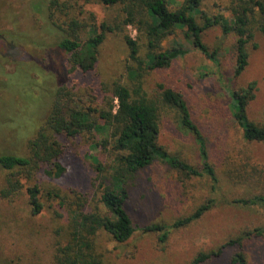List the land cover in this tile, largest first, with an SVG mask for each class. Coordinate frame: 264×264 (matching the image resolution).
I'll list each match as a JSON object with an SVG mask.
<instances>
[{
  "label": "rangeland",
  "instance_id": "obj_1",
  "mask_svg": "<svg viewBox=\"0 0 264 264\" xmlns=\"http://www.w3.org/2000/svg\"><path fill=\"white\" fill-rule=\"evenodd\" d=\"M0 0V156L29 154L33 139L51 109L56 90L67 85L78 92L81 104L99 106L103 95L92 92L101 82L111 84L120 79L133 88L128 77L129 58L125 34L140 43V55L148 54L147 38L135 24L120 30L107 31L99 47L95 72L86 74L67 71V54L60 42L69 36L70 24L77 20L85 24L80 38L100 33L102 24L116 26L126 15L124 4L105 5L101 0ZM172 10L183 0H167ZM232 0H203L208 14L231 16ZM204 43L219 50L221 80L216 65L196 50L179 58L171 67L147 70L141 78L144 91L156 98L158 85L166 83L184 94L194 119L208 141L211 162L218 176L213 183L207 176H187L156 160L129 180L126 209L137 226L133 236L124 243L116 242L105 230L94 237V251L101 264H190L200 253L226 246L245 231L264 227V206H243L234 203L255 193H264V147L244 144L241 131L229 112L226 84L232 87L257 83L256 97L248 107L249 117L264 120V36L255 34L249 45V64L238 78H233L235 36L225 35L216 26L203 33ZM176 42L185 43L183 32L166 38L163 49ZM207 72L205 76L202 73ZM172 111L162 109L159 144L189 163L198 166L197 146L191 136L180 131ZM93 135L84 134L73 150L62 159L67 173L60 179H50L40 172L11 198L0 197V264H56L58 245L70 238L71 211L78 209L82 194L92 190L96 176L90 154H97L108 176L112 157L108 149L92 148ZM72 142V141H71ZM70 142V143H71ZM250 160V163H246ZM234 170V180L229 178ZM233 175V174H232ZM9 171L0 164V190L6 185ZM253 177V179H249ZM246 179L249 184L246 183ZM234 182V181H233ZM41 186L44 207L32 214L27 187ZM98 184V183H97ZM60 190V198L47 196L49 189ZM101 189L90 196V207L105 212L100 201ZM212 199V207L187 226L171 230L165 242L159 235L140 230L141 226L172 224L193 214ZM222 253L200 264H232V257L242 252L248 264H264V238H248L243 246L227 245Z\"/></svg>",
  "mask_w": 264,
  "mask_h": 264
},
{
  "label": "trees",
  "instance_id": "obj_2",
  "mask_svg": "<svg viewBox=\"0 0 264 264\" xmlns=\"http://www.w3.org/2000/svg\"><path fill=\"white\" fill-rule=\"evenodd\" d=\"M105 5L124 4L125 19L116 26L102 24L100 33L89 36L85 41L80 38V30L85 24L73 20L69 36L61 40L60 48L67 54V71L86 74L95 72L99 60V47L107 31H115L129 24H135L141 34L147 38L148 54L140 55L138 40L125 34L129 47V58L134 66H128V77L135 82L133 88L120 79L111 84L101 82L92 87V92L103 95L99 106L81 104L76 92L67 85L60 86L52 101L45 124L36 136L29 141V154L20 156L5 154L0 156L1 166L9 171L6 185L0 190V197L11 198L24 187L21 178L32 180L42 172L50 179H60L67 173L61 159L73 150L75 142L84 134L93 135L91 147L108 149L112 157L111 173L104 175L106 168L97 154H90L95 166L96 176L92 179V190L82 194L78 209L72 210L69 219L70 238L64 245H58L55 254L56 264H101L94 251V237L99 230H105L113 240L119 243L128 241L138 229L126 209L129 199V180L139 171L160 160L171 169L187 176H207L215 189L218 176L211 162L208 141L201 127L193 117L183 93L162 83L158 85L156 98H151L144 91L141 78L147 70L165 69L174 61L196 50L212 61L224 80L220 69L219 50H211L203 41V33L218 26L225 35L235 36V63L233 78H238L249 64V45L255 34L264 36V0H232L231 16L223 13L208 14L202 9L203 0H183L177 9L172 10L167 0H101ZM58 5V0H52ZM181 30L185 43L176 42L171 48L163 49L161 43L177 30ZM207 72L202 73L205 76ZM229 95V112L237 128L241 131L244 144H257L264 147V120L253 121L248 114V107L256 97L257 83L247 86L232 87L226 84ZM170 110L180 131L187 133L197 146L199 165L195 166L177 154L169 152L159 144L161 132V111ZM72 141V142H71ZM71 142V143H70ZM74 151V150H73ZM246 163H250L247 160ZM233 174V175H232ZM235 171L230 172L233 178ZM253 179V177H249ZM234 181V182H233ZM246 183L249 184L246 179ZM98 183V184H97ZM101 189V203L105 212L90 207V196L94 188ZM42 188L34 183L27 187L31 212L39 214L44 202L41 200ZM50 198H60L58 189L47 190ZM234 203L243 206H264V193H255L235 198ZM213 205L212 199L202 204L188 217L176 220L172 224L151 223L140 227L144 232H153L165 242L172 229L187 226L201 218ZM264 238V227L245 231L227 245L243 246L248 238ZM226 245V246H227ZM223 246L215 251L200 253L190 264H200L222 253ZM232 264H248L242 252L236 253Z\"/></svg>",
  "mask_w": 264,
  "mask_h": 264
}]
</instances>
